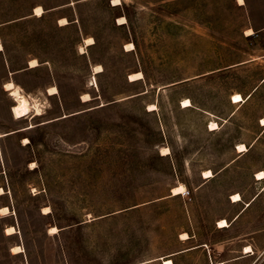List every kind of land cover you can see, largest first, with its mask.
<instances>
[{
	"label": "rangeland",
	"instance_id": "374dc122",
	"mask_svg": "<svg viewBox=\"0 0 264 264\" xmlns=\"http://www.w3.org/2000/svg\"><path fill=\"white\" fill-rule=\"evenodd\" d=\"M244 1L0 0V264H264V0ZM8 80L40 114L13 115Z\"/></svg>",
	"mask_w": 264,
	"mask_h": 264
},
{
	"label": "bare ground",
	"instance_id": "6f19581e",
	"mask_svg": "<svg viewBox=\"0 0 264 264\" xmlns=\"http://www.w3.org/2000/svg\"><path fill=\"white\" fill-rule=\"evenodd\" d=\"M240 2L243 3V0H241ZM42 10L43 9L40 5L35 7V11H37V12H41ZM251 33H253L252 28L247 29V34H251ZM0 48H1V44H0ZM37 63L38 62L36 59H32L30 61V64L32 66L36 65ZM135 76H136V74H135ZM4 88L9 91V95L15 101V103L11 106V111L15 117H18V118L22 117V116L26 115L27 113H29L32 109H35L36 114L41 113V108L43 107V105H42V107L40 106L41 104H39L37 102L39 100L36 99V101H35L34 99H32L35 101V102L33 101V103H32V101H30V98L26 94L23 93L22 88L19 85L15 84L14 81H12V80L6 81L4 83ZM56 91H57L56 86H51L48 88V92L50 94H53ZM243 100H244V97L240 92H235L231 95V101L234 103H239ZM191 104H192V102H191L190 98L183 99V106H189ZM150 106L153 107L154 104H150ZM261 122H262V124H264V117H262ZM217 127H218V123L216 121L210 122V128L211 129H214ZM24 139L27 140V137H24ZM237 149L239 151L245 150V149H247V146L243 143H240V144H238ZM212 174H213L212 170H210V169L204 170V176H210ZM263 177H264V171L263 170L258 171L257 172V178H263ZM172 189H173V193H181V192L185 191V186L183 184H180V185L175 186ZM1 192H2V188L0 187V193ZM241 199H242V197H241V194L239 192H235L231 196V200L234 202L239 201ZM5 209H7L6 206L2 207V210H5ZM217 223H218L219 227H224V226H227L229 224L228 220L226 218H220ZM51 228L55 229L56 227L53 226ZM13 231H14L13 226L10 225L7 227V233H12ZM180 237H181V239H187L189 237V235L187 232H183V233H181ZM19 249H20L19 245L13 246L14 251H18ZM250 250H252V248L249 245L245 246L244 252H248ZM164 264H173V261L171 258H166V259H164Z\"/></svg>",
	"mask_w": 264,
	"mask_h": 264
},
{
	"label": "crops",
	"instance_id": "0c3cea01",
	"mask_svg": "<svg viewBox=\"0 0 264 264\" xmlns=\"http://www.w3.org/2000/svg\"><path fill=\"white\" fill-rule=\"evenodd\" d=\"M237 1V3H238V5L239 6H247V3L244 1L243 3H241V2H238V0H236ZM192 247H189V248H182V249H180L179 250V252H181V253H184L185 251H188L189 249H191ZM246 253V252H245ZM247 257V254H241V255H239L238 257H236L235 259H245Z\"/></svg>",
	"mask_w": 264,
	"mask_h": 264
},
{
	"label": "trees",
	"instance_id": "16d2710c",
	"mask_svg": "<svg viewBox=\"0 0 264 264\" xmlns=\"http://www.w3.org/2000/svg\"><path fill=\"white\" fill-rule=\"evenodd\" d=\"M250 204V203H249Z\"/></svg>",
	"mask_w": 264,
	"mask_h": 264
}]
</instances>
